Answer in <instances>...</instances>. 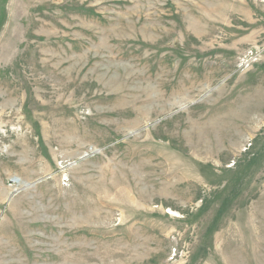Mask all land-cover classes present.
I'll list each match as a JSON object with an SVG mask.
<instances>
[{
    "label": "rangeland",
    "instance_id": "374dc122",
    "mask_svg": "<svg viewBox=\"0 0 264 264\" xmlns=\"http://www.w3.org/2000/svg\"><path fill=\"white\" fill-rule=\"evenodd\" d=\"M0 264H264V0H0Z\"/></svg>",
    "mask_w": 264,
    "mask_h": 264
}]
</instances>
